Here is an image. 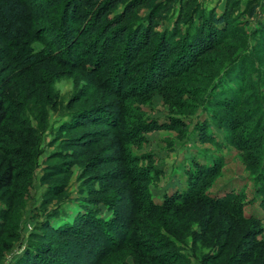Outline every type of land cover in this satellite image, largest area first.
Masks as SVG:
<instances>
[{"label": "rangeland", "instance_id": "obj_1", "mask_svg": "<svg viewBox=\"0 0 264 264\" xmlns=\"http://www.w3.org/2000/svg\"><path fill=\"white\" fill-rule=\"evenodd\" d=\"M54 1L26 0L36 21L29 48L40 60L27 63L24 72L15 70L16 61L0 65V79H10V104L17 107L0 135V163L5 147L16 145L14 138L31 154L30 161L19 159L17 185L0 195V264L23 263L31 244L59 246L56 229L87 209L105 220L127 210L129 242L105 258L72 246L71 264H159L155 256L161 253L165 260L179 259L172 264H244L235 260L234 250L264 242V193L255 181L261 160L251 157L255 150L239 149L236 137L244 130L232 134L230 125L248 114L252 118L244 126H264V0L153 1L171 8L158 15L159 34L129 61L119 59L123 36L112 43L117 50L109 62L95 61L99 45H90L92 17L58 19ZM148 9L139 15L145 17ZM226 12L229 26L217 31L211 50L178 63L184 44L171 38L167 77L161 83L158 74L145 78V68L162 56L163 32L179 28L181 39L193 37L205 19ZM74 26L88 35L83 44ZM6 43L0 34V60ZM50 50L57 58L47 55ZM82 57L89 58L84 66ZM259 141L264 142V130L251 142ZM202 166L217 172L205 192L240 195L242 216L258 221L241 222L201 199L184 207L143 209V198L159 204L188 193ZM247 228L261 232L251 236ZM148 241V248L163 245L148 251Z\"/></svg>", "mask_w": 264, "mask_h": 264}, {"label": "trees", "instance_id": "obj_2", "mask_svg": "<svg viewBox=\"0 0 264 264\" xmlns=\"http://www.w3.org/2000/svg\"><path fill=\"white\" fill-rule=\"evenodd\" d=\"M153 1L156 0H55L54 2H51V5L53 4L52 11L57 13L59 15L58 19L61 20L71 19L75 21L79 19V17L87 20V17H92L90 34H88L91 36L94 34L90 44L91 47L96 45V43L99 45L98 50L95 52V55H97L95 61L99 62L104 58L106 60L108 59L107 61L109 62V59H113L111 53L117 50V46L112 45V43L114 42L118 45L123 36L127 35V40L119 59H127L129 61V59H133V54L135 52H138L137 54H139L142 51L140 48L141 46L149 44L154 38V35L159 34L154 30L158 17L161 13H167L171 8L168 5H162L161 3L160 5H155ZM119 7H121L120 10ZM144 7H149V9L147 10V15L142 17L139 13L143 11ZM33 8V4L26 2V0H0V34L3 35L7 41L5 48L2 50L3 58L0 60V65H2L4 61L10 63L16 61L17 64L14 66L15 70L20 69V72H24L25 70L23 68L27 67V63H35L40 60V58L36 56L38 54H32L29 48L30 43L35 38L33 30L36 21L33 15ZM181 9L180 12L186 10L185 4H181ZM185 15L186 14H184V16ZM224 26L225 28H228L229 26V16L227 12L221 16L214 14L210 16V18L205 19L200 27V32L194 34L193 37L188 35L181 39L180 34L178 35L177 33L179 28H175L171 33L163 32L161 38H163L162 43L164 48L162 51L158 52L162 56H157L156 59H153L147 68H145V78L158 74L161 83L162 80L167 77V73L165 74V68L167 67L166 64L168 62V57H171V49L173 46L168 42L169 40L171 42V38H175L174 40H176L179 37L176 42L181 40L180 42L186 45L185 48L184 45H182V47L178 49L175 61L188 64L190 63V60L197 58V56H199L198 54L201 56L205 51H209L213 48L215 45L214 41L218 40L220 37V35L216 36V33L219 29L223 30ZM73 28L75 29L74 33L78 35L79 40L77 43L83 44V39L88 35L84 31L80 33L79 28L81 27L77 29L74 26ZM11 44L16 46L12 47L10 46ZM52 54V50L47 52V55H50V57ZM23 56L25 57V60L21 59ZM163 57L166 59L162 60V62L161 59H163ZM51 58L55 59L57 56ZM157 58H160V62H156ZM88 59L89 58L87 57L84 59L82 57L79 64L84 66L88 63ZM94 65L96 66V64ZM22 69L23 71H21ZM120 69V67H116L117 72H119ZM9 83L10 79H8V82L7 80L3 81L0 79V135L4 129L5 123L10 119L11 114L17 108L15 105L10 104L11 99L6 93V91H8L7 87L9 86ZM115 113L118 115L119 109L116 110ZM240 114L243 115L244 113L241 112ZM112 116L114 117V115ZM261 116L262 114H260V117ZM243 117H245L246 120L251 121V116L248 114H245ZM245 119H240V121L238 119L237 121L232 119L230 131H232V134H235L239 129H243L244 134H240L236 137V144L239 149L244 152L255 150L251 157L260 158V169L258 173H256L255 181L260 184L261 191L264 193V142L259 141V144L251 142L257 131L264 130V126H251V124L250 126H244ZM87 120L88 119L85 116L83 122L85 121L86 124H90L89 120ZM241 121H243V124ZM13 140L14 143H16L15 146H4L6 150L5 157L0 163V195L4 194L5 190L17 185L16 182L22 177L21 170L18 171L21 165L19 159L22 158L21 160L24 161L31 160L29 150L17 145L18 141L15 138ZM26 144L29 146L31 145L29 141ZM118 147L120 148V145ZM202 167H204L203 171L195 173L191 186H189L191 188L188 193H175L174 195L165 198L162 203L159 204H154L152 201L146 202L143 198V201L141 202L144 205L143 209L155 211L158 207H184L196 202L197 199H201L211 205L223 209L229 215L233 216L235 219H239L241 222L253 221V223H255L258 221V219L254 217L247 218L242 216L243 205L240 202V195L228 193L225 196L217 197L205 192L207 182L211 180L217 172L214 170L213 166ZM120 203L125 207V205H123L124 203L121 201ZM107 204H110V202ZM262 204L264 205V201ZM126 211L124 210L121 214L120 212H115L112 219L105 220L99 217L94 211L87 209V211L78 214L74 222L65 223L56 229V232L59 235V246L55 247L53 245L54 243L45 247L39 243L37 246L36 244H31L27 252L24 254L22 258L23 263L21 264H71L67 255L72 246L84 248L91 253L96 252L99 257L102 256L105 258L113 253L114 250L125 245L126 242H129V229L127 226H129L130 220L126 216ZM260 232V229L256 230L255 228L253 230L252 228H249L246 231V233L251 236H255ZM245 235L247 236V234ZM161 239L164 240L163 244H165V239ZM148 243L149 241L147 244H144V249L148 251L156 248L159 249V247L163 245L155 243L153 247L149 246L148 248L146 247ZM222 247L223 252L225 248L224 244H222ZM239 247V250H234L233 255L238 263L264 264V242H259L257 244L254 243L250 248L242 249L243 246L241 245ZM160 256L164 259L166 255L165 253H161ZM160 256H155V258L159 260V264H172L179 260L178 258H170L171 261L168 258L163 260Z\"/></svg>", "mask_w": 264, "mask_h": 264}]
</instances>
